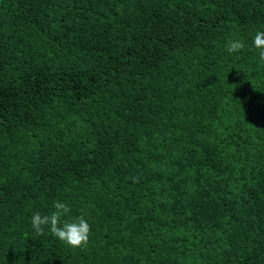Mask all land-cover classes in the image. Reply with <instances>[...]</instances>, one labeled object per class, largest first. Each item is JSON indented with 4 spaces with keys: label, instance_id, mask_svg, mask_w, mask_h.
Here are the masks:
<instances>
[{
    "label": "trees",
    "instance_id": "1",
    "mask_svg": "<svg viewBox=\"0 0 264 264\" xmlns=\"http://www.w3.org/2000/svg\"><path fill=\"white\" fill-rule=\"evenodd\" d=\"M257 31L264 0H0V264H264ZM55 201L86 247L35 233Z\"/></svg>",
    "mask_w": 264,
    "mask_h": 264
},
{
    "label": "clouds",
    "instance_id": "2",
    "mask_svg": "<svg viewBox=\"0 0 264 264\" xmlns=\"http://www.w3.org/2000/svg\"><path fill=\"white\" fill-rule=\"evenodd\" d=\"M253 47L259 50V61L264 65V31H257L253 39ZM229 54L245 48L241 39L228 41L226 44ZM70 212L68 204L60 201L53 203V211L49 215L35 212L31 217V226L37 235H43L44 227L59 241L71 248H84L89 242L90 225L83 216L73 220L63 219Z\"/></svg>",
    "mask_w": 264,
    "mask_h": 264
}]
</instances>
